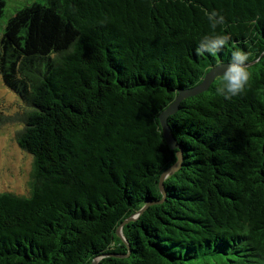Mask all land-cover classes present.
Returning <instances> with one entry per match:
<instances>
[{"label": "trees", "instance_id": "obj_1", "mask_svg": "<svg viewBox=\"0 0 264 264\" xmlns=\"http://www.w3.org/2000/svg\"><path fill=\"white\" fill-rule=\"evenodd\" d=\"M235 50L245 90L218 75L180 101L165 174L160 112ZM0 75L32 157L27 193L0 191V264H264V0L34 1L4 24Z\"/></svg>", "mask_w": 264, "mask_h": 264}, {"label": "rangeland", "instance_id": "obj_2", "mask_svg": "<svg viewBox=\"0 0 264 264\" xmlns=\"http://www.w3.org/2000/svg\"><path fill=\"white\" fill-rule=\"evenodd\" d=\"M34 1L44 0H5L0 16V35L7 18L17 8ZM23 107L18 95L6 87L0 75V191L16 194L27 193V181L32 167V157L16 143L15 134L22 122L14 120L16 111Z\"/></svg>", "mask_w": 264, "mask_h": 264}, {"label": "clouds", "instance_id": "obj_3", "mask_svg": "<svg viewBox=\"0 0 264 264\" xmlns=\"http://www.w3.org/2000/svg\"><path fill=\"white\" fill-rule=\"evenodd\" d=\"M212 27L224 23V17L216 10L206 13ZM227 34H215L203 36L198 42L195 52L198 56L213 55L221 51L228 41ZM249 56L246 52L235 50L231 53L226 65L223 67L221 83L215 89L216 93L225 99H231L241 94L250 78V71L247 67Z\"/></svg>", "mask_w": 264, "mask_h": 264}, {"label": "water", "instance_id": "obj_4", "mask_svg": "<svg viewBox=\"0 0 264 264\" xmlns=\"http://www.w3.org/2000/svg\"><path fill=\"white\" fill-rule=\"evenodd\" d=\"M225 65H226V63H218V64L212 66L211 69H209L205 73L202 81L199 84H197V85H195L193 87H190V88L179 89L178 92H177V95L174 98V100L165 109H163L160 112L159 121H160V126H161V129H162L163 136H164L166 142L171 147H175V148L178 149V151H177V154H178L177 162L173 166L170 167L171 169L167 170V172H164L165 174H167L168 172H173L174 170L178 169V167L180 166L181 153H182L180 145L177 143V141L173 137V135H172V133L170 131V127H169V125L167 123L168 115H171V114L175 113V111L178 109V105H179L180 101L183 98H185L187 96H190V95L197 94V93H199V92H201L203 90L208 89L209 85L212 83L214 78L216 76H218V75H222L223 67ZM164 173H163V175H164ZM162 180H163V178L160 179V187L163 189ZM163 193H164V191H163ZM118 233L120 234L119 231H118Z\"/></svg>", "mask_w": 264, "mask_h": 264}]
</instances>
